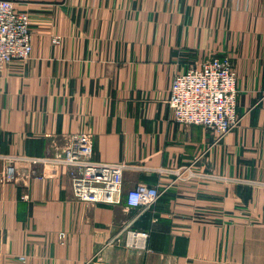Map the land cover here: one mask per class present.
<instances>
[{
  "label": "crops",
  "instance_id": "obj_1",
  "mask_svg": "<svg viewBox=\"0 0 264 264\" xmlns=\"http://www.w3.org/2000/svg\"><path fill=\"white\" fill-rule=\"evenodd\" d=\"M14 1L33 51L0 72V264H264V0ZM213 56L231 57L240 89L220 139L168 102ZM79 132L96 159L129 164L122 202L79 200L65 169L26 160ZM140 182L163 191L143 214L125 201ZM134 219L147 251L119 233Z\"/></svg>",
  "mask_w": 264,
  "mask_h": 264
},
{
  "label": "built area",
  "instance_id": "obj_2",
  "mask_svg": "<svg viewBox=\"0 0 264 264\" xmlns=\"http://www.w3.org/2000/svg\"><path fill=\"white\" fill-rule=\"evenodd\" d=\"M32 40L30 14L20 9L14 0H0V72L15 59L29 58L33 51ZM239 92L231 57L213 56L200 64H191L185 72L176 75L168 102L177 122L202 125L220 139L240 122ZM26 160L34 165L52 164L55 170L65 169L74 196L79 200L92 204L123 201L124 172L129 164L96 159L93 138L88 133L69 135L66 144L54 155L30 156ZM54 171L44 169L42 174L36 172V175H54ZM4 176L7 179L15 177L13 164H9ZM162 193L160 188L140 182L126 190L125 201L128 207L137 208L143 214L154 208ZM134 222L135 219L127 222L119 233L124 234L127 247L147 251L150 231L134 227Z\"/></svg>",
  "mask_w": 264,
  "mask_h": 264
},
{
  "label": "rangeland",
  "instance_id": "obj_3",
  "mask_svg": "<svg viewBox=\"0 0 264 264\" xmlns=\"http://www.w3.org/2000/svg\"><path fill=\"white\" fill-rule=\"evenodd\" d=\"M233 62V61H232ZM234 65V64H233ZM234 68H235V66H234Z\"/></svg>",
  "mask_w": 264,
  "mask_h": 264
}]
</instances>
